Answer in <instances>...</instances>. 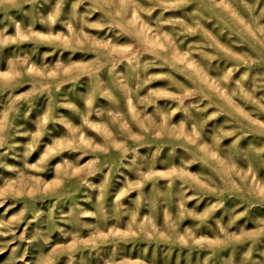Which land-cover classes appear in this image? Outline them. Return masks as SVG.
Instances as JSON below:
<instances>
[{"label":"rangeland","instance_id":"obj_1","mask_svg":"<svg viewBox=\"0 0 264 264\" xmlns=\"http://www.w3.org/2000/svg\"><path fill=\"white\" fill-rule=\"evenodd\" d=\"M0 264H264V0H0Z\"/></svg>","mask_w":264,"mask_h":264}]
</instances>
